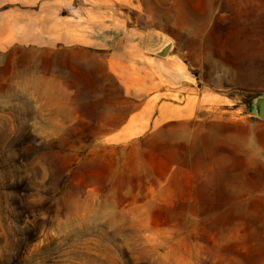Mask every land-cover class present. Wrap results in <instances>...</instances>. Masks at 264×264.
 <instances>
[{
  "label": "rangeland",
  "instance_id": "1",
  "mask_svg": "<svg viewBox=\"0 0 264 264\" xmlns=\"http://www.w3.org/2000/svg\"><path fill=\"white\" fill-rule=\"evenodd\" d=\"M47 1L0 0V264H264V0Z\"/></svg>",
  "mask_w": 264,
  "mask_h": 264
},
{
  "label": "crops",
  "instance_id": "2",
  "mask_svg": "<svg viewBox=\"0 0 264 264\" xmlns=\"http://www.w3.org/2000/svg\"><path fill=\"white\" fill-rule=\"evenodd\" d=\"M24 1L26 0H2L1 4L24 3ZM35 1H40L38 12L32 15L34 20L23 22V26L25 27L24 34L19 41L38 45H47L58 40L61 41V37H64V35L62 31L56 30L57 22L53 13L54 9L51 6L52 3H49L47 0Z\"/></svg>",
  "mask_w": 264,
  "mask_h": 264
},
{
  "label": "water",
  "instance_id": "3",
  "mask_svg": "<svg viewBox=\"0 0 264 264\" xmlns=\"http://www.w3.org/2000/svg\"><path fill=\"white\" fill-rule=\"evenodd\" d=\"M253 108L255 113L262 119H264V95L257 97L253 101Z\"/></svg>",
  "mask_w": 264,
  "mask_h": 264
}]
</instances>
